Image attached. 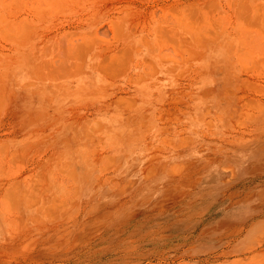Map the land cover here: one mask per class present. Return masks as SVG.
<instances>
[{
    "label": "rangeland",
    "instance_id": "obj_1",
    "mask_svg": "<svg viewBox=\"0 0 264 264\" xmlns=\"http://www.w3.org/2000/svg\"><path fill=\"white\" fill-rule=\"evenodd\" d=\"M0 264H264V0H0Z\"/></svg>",
    "mask_w": 264,
    "mask_h": 264
}]
</instances>
